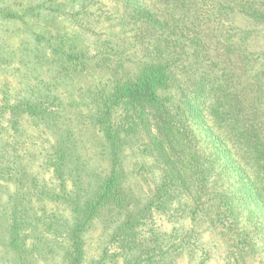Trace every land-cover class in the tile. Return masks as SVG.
Segmentation results:
<instances>
[{
  "label": "trees",
  "instance_id": "16d2710c",
  "mask_svg": "<svg viewBox=\"0 0 264 264\" xmlns=\"http://www.w3.org/2000/svg\"><path fill=\"white\" fill-rule=\"evenodd\" d=\"M8 1L0 0V20L48 17L53 25L32 32L33 70H43L44 50L59 62L40 95L5 97L0 106L16 137L13 117L27 116L54 140L44 163L54 187L32 186L17 138L0 146V222L12 264H36L56 250L65 264H85V236L104 211L115 217L109 242L123 264H170L187 249L191 258L201 225L221 236L228 264H263L264 54L249 40L256 27L264 33V0H28L18 9ZM60 16L74 29L70 41L88 42L80 53H62ZM238 17L246 29L234 24ZM89 70L97 84L82 90L84 103H68ZM65 82L63 103L57 87ZM88 130L96 146L84 153ZM134 155L149 163L129 171L150 175L142 173L153 184L144 202L127 180ZM159 217L173 229L158 230ZM182 221L188 229L175 225Z\"/></svg>",
  "mask_w": 264,
  "mask_h": 264
},
{
  "label": "rangeland",
  "instance_id": "374dc122",
  "mask_svg": "<svg viewBox=\"0 0 264 264\" xmlns=\"http://www.w3.org/2000/svg\"><path fill=\"white\" fill-rule=\"evenodd\" d=\"M9 3L10 5L12 4L11 6H13L14 9H18V4L21 7H28L29 5L28 0H10ZM60 18L61 19L59 20H62L61 24L64 25V28H62L60 32L67 34L66 37H63V41L66 43L61 45L62 53H68L70 51L74 54L80 53L88 42H85L86 40L79 37L76 38L77 40L70 41L69 38H72L74 29L71 27L66 18L63 16H60ZM49 21L48 17H26L24 21L21 20L14 22L0 20V106L4 103L5 97L12 103L22 98L32 100L36 94L40 95L42 90L47 88L46 84L47 82L50 83L51 78H55L57 69H59V62L56 61L58 59L57 57L53 58L49 51L44 50V55L42 54V56H45V59L43 60L44 68L40 72H35L33 70L35 67L34 60L31 57L26 56L28 53L31 54L30 50L34 48L35 44H37L34 43L35 36L32 32L41 33L51 29L53 25L51 26ZM234 24L241 29H246L248 26V22L244 19V17H238ZM105 39L106 36L102 35L100 37V43H102ZM72 42L74 43L71 46L70 43ZM249 42L252 49L257 51L260 55L264 54V33L261 28L256 27V32L252 34ZM74 44L75 46H73ZM90 49V55H93L95 51L93 52L92 47ZM61 56V63L66 67H69V63L65 60L66 57L64 55ZM88 66L91 67L89 62ZM45 70L50 72L45 75ZM262 70H264V65H258L257 71L260 72ZM91 72L92 71L89 70L84 73L85 75L83 79L77 84V87L81 89L74 91L75 96L68 98V103L71 102L72 104H77L79 102L82 104L85 102L86 99L81 95L82 90L83 92L86 91V94L88 95L90 90H92L97 84L98 80L95 75L91 74ZM65 86L61 83L57 87L58 96L63 103H65V96L67 97L63 91L64 89H70L67 86L65 88ZM80 106L82 107V105ZM80 109L82 112L87 114L88 110L86 108H77V110ZM8 116L9 114L5 113L0 121V146L8 144L14 141V138H17L19 141L20 152L26 154L24 164L27 174L34 180L32 186L37 183L39 187H54L56 181L53 179L51 171L45 168L44 164L47 149H49L51 142L54 140L50 139L47 131H44L41 127L35 125L34 122L27 116L13 117L12 120L16 122L15 126L19 129V135L16 137V135H13L15 133L12 132L11 125L8 124ZM83 138L85 140V145L83 146L84 153H91L96 146V135H94L93 131L88 130L85 131V134H83ZM128 157L127 161L131 166L136 163L144 165L149 164L148 160L138 155ZM130 165L125 166V170L128 174V183L131 185L132 190H134L135 200L144 202L148 198L150 190L152 189V180L150 179L149 182L146 181V179L142 177V173L144 175H148L149 177L150 175L144 172L140 173V176L131 174L129 171L133 168V166L131 167ZM70 183L71 182H68L69 187ZM83 183L84 186L87 184L85 179L83 180ZM13 188L14 186L9 184L8 193L11 194L14 191ZM6 196L7 194L3 197ZM42 203L43 202L41 201H37L35 203V207L39 210V206ZM45 206H47L48 212H57L58 214H62L64 217L69 216L68 210L64 205L45 202ZM114 219L115 217H111L110 213L107 211L102 212L97 218H95L92 226L85 236V264H96V262L100 261L101 264H123L124 256L120 254V256L117 255L119 251L118 244L109 242L112 230L116 225L111 223ZM1 224L0 264H12L11 256H9L6 248L3 246L5 228H3V223ZM156 224L158 227L157 229L161 231H170L173 229L172 227L174 225L173 222L171 223L166 221L164 217H159ZM175 225L181 227L178 228L181 230L188 229L183 228L187 225V222L185 224L184 221ZM194 229L195 233L193 232L192 234L193 237L197 236L198 246L193 257H189L190 252H188L189 249H187L182 253L175 255L171 261L172 263L170 264H228V259L225 258L226 244L221 236L217 234L216 230L209 228L206 225L197 226ZM42 236L46 241H48V243L54 244L52 239L48 236L45 234H42ZM260 240L264 243V233L261 234ZM29 242H32V239H29ZM36 264H65V262L62 260L61 253L56 250L54 253L46 252L44 258H39Z\"/></svg>",
  "mask_w": 264,
  "mask_h": 264
}]
</instances>
